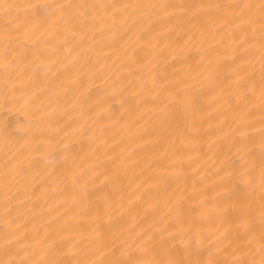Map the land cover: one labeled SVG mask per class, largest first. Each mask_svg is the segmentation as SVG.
Here are the masks:
<instances>
[{
  "label": "bare ground",
  "instance_id": "obj_1",
  "mask_svg": "<svg viewBox=\"0 0 264 264\" xmlns=\"http://www.w3.org/2000/svg\"><path fill=\"white\" fill-rule=\"evenodd\" d=\"M0 264H264V0H0Z\"/></svg>",
  "mask_w": 264,
  "mask_h": 264
}]
</instances>
